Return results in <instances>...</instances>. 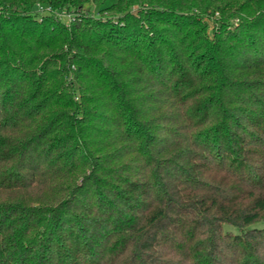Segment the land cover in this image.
<instances>
[{
    "label": "trees",
    "instance_id": "1",
    "mask_svg": "<svg viewBox=\"0 0 264 264\" xmlns=\"http://www.w3.org/2000/svg\"><path fill=\"white\" fill-rule=\"evenodd\" d=\"M0 264H264V0H0Z\"/></svg>",
    "mask_w": 264,
    "mask_h": 264
}]
</instances>
